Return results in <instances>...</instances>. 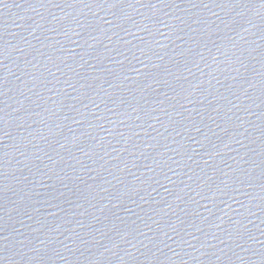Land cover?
Instances as JSON below:
<instances>
[{
    "label": "water",
    "instance_id": "1",
    "mask_svg": "<svg viewBox=\"0 0 264 264\" xmlns=\"http://www.w3.org/2000/svg\"><path fill=\"white\" fill-rule=\"evenodd\" d=\"M0 264H264V0H0Z\"/></svg>",
    "mask_w": 264,
    "mask_h": 264
}]
</instances>
